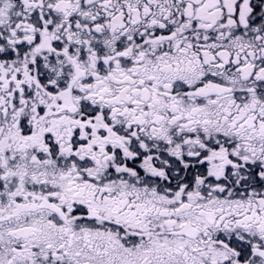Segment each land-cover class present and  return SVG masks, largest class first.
Listing matches in <instances>:
<instances>
[{
  "label": "snow or ice",
  "instance_id": "6c2138e0",
  "mask_svg": "<svg viewBox=\"0 0 264 264\" xmlns=\"http://www.w3.org/2000/svg\"><path fill=\"white\" fill-rule=\"evenodd\" d=\"M0 264H264V0H0Z\"/></svg>",
  "mask_w": 264,
  "mask_h": 264
}]
</instances>
